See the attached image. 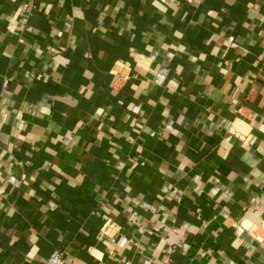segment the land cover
<instances>
[{"label":"crops","instance_id":"crops-1","mask_svg":"<svg viewBox=\"0 0 264 264\" xmlns=\"http://www.w3.org/2000/svg\"><path fill=\"white\" fill-rule=\"evenodd\" d=\"M55 248L264 264V0H0V264Z\"/></svg>","mask_w":264,"mask_h":264},{"label":"built area","instance_id":"built-area-1","mask_svg":"<svg viewBox=\"0 0 264 264\" xmlns=\"http://www.w3.org/2000/svg\"><path fill=\"white\" fill-rule=\"evenodd\" d=\"M228 41L233 43V38L229 37ZM3 87H6V82L3 83ZM43 264H66L65 254L63 250L55 248L51 251L47 259ZM124 264H130L129 262H125ZM158 264H173L171 259L168 256H165Z\"/></svg>","mask_w":264,"mask_h":264}]
</instances>
